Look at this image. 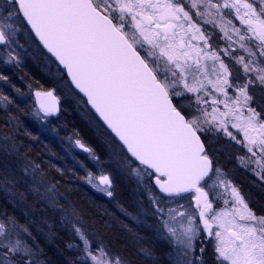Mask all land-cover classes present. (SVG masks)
<instances>
[{
  "label": "snow or ice",
  "instance_id": "obj_1",
  "mask_svg": "<svg viewBox=\"0 0 264 264\" xmlns=\"http://www.w3.org/2000/svg\"><path fill=\"white\" fill-rule=\"evenodd\" d=\"M21 31L146 195L167 264H264V208L230 178L242 168L264 191V0H0V64L19 67ZM3 85L19 91L0 72V264H48L38 236L55 235L56 217L71 236L65 264H133L100 236L108 208L78 207L31 155L13 111L24 110ZM60 111L55 90L35 92L38 121ZM73 136L98 169L83 179L115 200L101 156ZM137 255L161 264L152 247Z\"/></svg>",
  "mask_w": 264,
  "mask_h": 264
},
{
  "label": "trees",
  "instance_id": "obj_2",
  "mask_svg": "<svg viewBox=\"0 0 264 264\" xmlns=\"http://www.w3.org/2000/svg\"><path fill=\"white\" fill-rule=\"evenodd\" d=\"M15 70H18L17 75H14ZM0 72H5L10 77L16 89L19 90L17 92L13 88L3 85L4 91L16 101L20 109L24 110L18 111L17 109H13L14 113L20 116V120L24 125V128L21 129V133H23L25 128L31 133V136L21 137L25 146H31V155L35 157L36 153L41 154L38 159L42 160L44 166L49 168V174L51 176H55L61 180V191L70 190L71 195L69 199L75 202L78 207L87 210L94 202L97 205H104L113 214L114 218H104L109 221L107 227H102L99 222L96 225L99 229L100 236H102L105 242H107L115 251L129 257L133 264H143V258L137 255V251L141 245L155 249L156 254L160 257L161 264H167L164 249H161L159 243L151 237L152 233L149 234L148 229L144 230V228H139L137 224L134 223L133 218H125V215L119 211L117 204L126 209L131 216L132 212H135L132 207L130 190L126 189L127 186L124 182H118L117 179L115 200L102 197L97 192L89 189L83 179L87 170V160L84 158L80 160L77 156H70L69 151L64 148L62 144L51 138L49 139L47 134H45V131L37 128L36 125L32 123V117L30 116L27 107L29 99L24 97L31 96V88H35V91H47L55 89V84H51L50 79L27 59H25L24 63H20L19 67L0 65ZM17 76L20 78H17ZM70 115L71 116L69 117H65L64 127L67 128L70 133H78L82 142L86 143L91 148H94L96 152L103 157L100 153V146L97 143V137H95L91 130L88 129L84 119H80L75 114ZM0 119H2V114H0ZM32 136L38 137L39 139L33 140L31 138ZM52 165H55V167H51ZM57 168L63 170L65 176L61 177L60 173L56 171ZM0 197H2L1 203L5 205L7 203L5 194L0 192ZM8 210L9 212H13L11 205H8ZM16 214L18 215V212H16ZM55 220L57 222L54 223V225L59 224L58 217H56ZM49 222L53 223V218L50 217ZM125 225L127 227H125ZM136 230H139L138 233H136ZM140 230L144 232H140ZM69 238V234L62 233L55 237L53 241H51L52 239H49V241L46 242L47 245L45 249L49 264H65L66 257L72 255V253L65 248V241ZM41 241H43V238H41Z\"/></svg>",
  "mask_w": 264,
  "mask_h": 264
},
{
  "label": "rangeland",
  "instance_id": "obj_3",
  "mask_svg": "<svg viewBox=\"0 0 264 264\" xmlns=\"http://www.w3.org/2000/svg\"><path fill=\"white\" fill-rule=\"evenodd\" d=\"M19 42L21 45H23V48H18L17 51L21 53V63H24L25 59L29 60L30 63L37 66L46 77L50 79L51 84H55L56 88L55 94L59 97L60 103H61V113L59 117L57 118H49L50 123L45 122L41 123L38 121L35 117L31 115V109L33 106V101L35 100V97L33 96V92L35 91V88H31V96L30 97H24L26 99H29V102L27 104V107L30 112V116L32 117V123L36 125L37 128L45 131V134H47V137L52 140L58 141L60 144L64 146L69 151L70 156H77L82 160L83 158L87 160V170L85 172V176L89 171L96 172L98 171L97 165L94 161L90 159L87 153H84L81 149L75 147V136H73V133H70L67 128L64 127L65 124V117L71 116L70 114L77 115L80 119H84L86 125L88 126V129L91 130L92 134L97 137V143L100 146V153L103 157L102 160L104 161L103 168L106 172L111 173L112 177L115 182L118 179V182H121L127 186L126 189L130 190V198H132V207L134 208L135 212H132V216L136 217L134 219V223L137 224V226L140 228L148 229L149 234H151V237L157 241L160 245V248L164 249V255L168 250L167 244L160 240L155 235V227H154V220L148 210V204H147V197L145 194L137 191L136 184L134 180L131 177H128L121 173L119 168L117 167L116 163L114 161H110L108 159V153L106 146L104 144V137L100 134V132L93 126L91 123V118L88 114L87 109L85 106L78 104L77 99L73 96V94L69 91V88L63 85L62 80L60 79L59 75L57 74V65L55 63H50L48 56H46L42 49L38 47L36 44H33L26 35H24L23 31H21L19 35ZM2 65V64H0ZM2 67V66H1ZM11 67V66H8ZM18 70H15V74L17 75ZM17 78H20L17 76ZM52 89V88H51ZM46 91V90H42ZM38 107V106H37ZM73 136V139L69 141L68 137ZM51 140V141H52ZM86 144V143H85ZM215 145H213L214 147ZM94 149V148H93ZM0 160H2V157H0ZM221 164H225V161L221 159ZM89 165V166H88ZM226 167H230L228 165H225ZM230 178L233 180V182L239 186L244 193L248 194L249 199L251 200V203L254 205V203H257V207L264 208V191L256 187L253 183L252 176L244 171L242 168H235L231 172ZM85 181V180H84ZM86 183V181H85ZM87 184V183H86ZM88 188L93 190L94 192H97L95 189H93L89 184H87ZM102 197H105L103 194L97 192ZM262 197V198H260ZM2 197H0V205H4L1 203ZM16 212H18V216L21 215L20 210L16 209ZM131 215L125 216V218H133ZM21 221L23 222V217H21ZM143 230V229H142ZM140 230V232H144ZM139 231V230H138ZM136 230V233H138ZM54 232L55 235L48 238L43 235L38 236V239L40 240L41 247L44 248L45 254H46V242L49 241V239H52L53 241L55 237L58 235H61L62 233L69 234V232L63 228L60 224L54 225ZM140 234V233H139ZM69 239H66L65 243L68 242L71 239V236L69 235ZM41 238H43V241H41ZM102 238V236H101ZM107 243V242H106ZM47 257V255H46ZM166 257V256H165ZM48 259V257H47ZM167 260V257H166ZM49 264V259H48Z\"/></svg>",
  "mask_w": 264,
  "mask_h": 264
},
{
  "label": "water",
  "instance_id": "obj_4",
  "mask_svg": "<svg viewBox=\"0 0 264 264\" xmlns=\"http://www.w3.org/2000/svg\"><path fill=\"white\" fill-rule=\"evenodd\" d=\"M41 47V49L43 50V52L44 53H46V50H44L43 48H42V46H40ZM37 91H42V90H37ZM35 92L36 91H34V93H33V96L35 97ZM57 96V95H56ZM57 98H58V96H57ZM58 100H59V104H60V109L62 108L61 106V103H60V99L58 98ZM62 110V109H61ZM60 113H61V111L57 114V116H55V117H53V118H56V117H58L59 115H60Z\"/></svg>",
  "mask_w": 264,
  "mask_h": 264
},
{
  "label": "flooded vegetation",
  "instance_id": "obj_5",
  "mask_svg": "<svg viewBox=\"0 0 264 264\" xmlns=\"http://www.w3.org/2000/svg\"><path fill=\"white\" fill-rule=\"evenodd\" d=\"M257 205H258L257 203H254V206H255L257 209H259V208L257 207Z\"/></svg>",
  "mask_w": 264,
  "mask_h": 264
}]
</instances>
